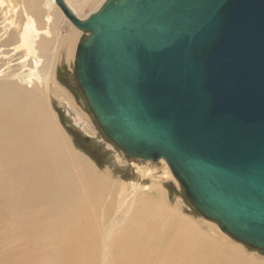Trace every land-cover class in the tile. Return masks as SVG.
<instances>
[{"label":"water","instance_id":"water-1","mask_svg":"<svg viewBox=\"0 0 264 264\" xmlns=\"http://www.w3.org/2000/svg\"><path fill=\"white\" fill-rule=\"evenodd\" d=\"M54 1L87 33L74 75L108 139L264 250V0H105L85 19Z\"/></svg>","mask_w":264,"mask_h":264},{"label":"bare ground","instance_id":"bare-ground-1","mask_svg":"<svg viewBox=\"0 0 264 264\" xmlns=\"http://www.w3.org/2000/svg\"><path fill=\"white\" fill-rule=\"evenodd\" d=\"M81 1L86 0H63L75 15L77 6H83L75 2ZM19 3L20 12L14 14L15 19H8L0 29V62L4 59L1 47L15 36L18 44L11 47L12 50L22 49L25 57H30L31 53L33 56L39 53L42 57L39 48L45 46L36 40L42 34L47 42L52 40L55 44L51 37L52 15L59 11L64 16L54 0H43V3L22 0ZM10 5L15 6L11 2L6 7ZM19 16L22 17L20 24ZM41 20L43 28L39 27ZM69 42L61 38L59 43L66 56L74 47L73 42ZM50 51L54 61L53 48ZM46 59L41 68V59L31 61L33 68L40 69L36 73L38 79H33L39 85L50 76L43 72L51 64L50 57ZM15 77L14 72L0 69V179L14 182L3 199L15 203L19 225L16 229L11 219L3 216L5 211L0 212V233L14 232L16 237L11 251L0 256V264H258L197 229L173 207L170 209L163 190H159V195L150 193L146 199L135 184L129 190L120 185L115 191L111 190L116 198L114 202L107 192L104 191L105 196L96 192L100 186L111 183L110 178L82 157V166L77 173L67 172L61 161L55 159L61 151L53 140H49L48 135L37 139L41 132L34 120L48 112L42 88L23 86ZM66 101L68 109H74L67 95ZM31 143L34 152L41 155L27 160L21 150L32 148ZM5 160L8 163H4ZM158 162L170 171L163 159ZM79 176L88 179L91 186L81 182L82 188L78 191L74 184ZM18 184H25L27 190H20V196L12 199L9 192L18 191ZM147 187L152 188L154 184ZM111 188L114 189L113 184ZM106 196L109 198L101 212L98 206ZM133 205L135 207L129 212ZM138 212L145 213L141 216L145 221L133 222ZM107 220L109 222L105 224Z\"/></svg>","mask_w":264,"mask_h":264},{"label":"rangeland","instance_id":"rangeland-1","mask_svg":"<svg viewBox=\"0 0 264 264\" xmlns=\"http://www.w3.org/2000/svg\"><path fill=\"white\" fill-rule=\"evenodd\" d=\"M20 1L22 0H0V29L8 19H15L14 14L20 12ZM104 1L105 0H91V2H88L86 0L85 2H75L77 5H83L82 8L77 6L76 15L81 19H85L91 12L96 11ZM11 2L16 6H13L15 8H13L12 5L6 7V5L8 3L11 4ZM40 2L43 3V0H40ZM12 8L17 9V11H13ZM54 15L55 16L52 15L54 26H50L52 27L51 37L55 39V44L52 40H48L49 42H47L42 34L36 40L37 43H41L40 45H43V47L45 46L44 49H42V47L39 48L42 57L39 53H36V56H33L31 53L29 55L31 58L28 56L25 57L23 56L22 49H17L16 52L12 50L11 47L14 48L15 45L18 44L16 36V38L13 37V39L6 41L5 46L3 45V47H1L4 51V53L1 52V54L4 55V59L0 62V69H3L5 72H14L17 82L23 86L32 85V87L38 86V88H42L43 96L45 97L44 104L48 112L34 120L41 132H38L37 139L48 135L47 137L49 140H53V143H55L61 151V154L57 155L55 159L61 161V165L67 168V172L76 174L82 166L80 162V158L82 157L85 161L91 163L98 172L106 174L110 178L111 183L100 186L99 190L96 191L97 193L105 196V192H107L108 195L112 197L111 199H113L114 194L111 190L115 191L117 189L116 186L122 185V187L129 190L130 187L135 184L138 187L137 190H141L140 193H144V198L147 199L149 195H151L150 193L159 195V190H163L165 201L170 209L173 207L172 209L175 211L177 210L181 217L193 222L197 229L203 230V232L219 243H226V245L233 247L240 255L249 258L252 262L264 264V250L249 247L232 238L229 234L223 232L215 221L205 218L195 209L166 165L160 164L158 160L149 162L128 157L121 148L116 146L112 140L108 139L88 107L84 94L74 75L76 46L81 39L87 36V33L80 32V30L67 21L59 11H56ZM19 17L20 24L22 22V17ZM39 27H44L42 20ZM4 36L2 38H4ZM61 38L70 41V44L73 42L74 47L70 55L66 56L65 51L59 48ZM47 46H49L50 49H48ZM51 48H53L52 56L54 57V61L51 59ZM43 55L45 57H43ZM48 56L50 57L51 64L48 67L46 66L43 72H47V75L50 73V76L43 85H39L36 81L34 82V80L38 79L36 73L40 69L33 68L31 61L33 59H41V68L45 60L47 61L46 58H49ZM25 59L26 61L24 62ZM28 61H30V63ZM25 63H28V65H25ZM46 83L48 86H45ZM66 95L67 98L72 101L74 109H68ZM49 121H51L53 125ZM83 136L89 137V139L85 141H88L93 149H95V156L92 157V155H90L91 153L82 146L80 137L82 138ZM31 144L32 148L23 147L21 150L24 154V158L27 160L34 159L37 155H41L34 152V144ZM62 161L65 162V164L69 163V165H64ZM4 163H8V160H5ZM147 174H152L153 176ZM81 182L85 183L87 186H91L88 179L83 177L81 179V176H79L76 184H74L78 191L82 188ZM13 183H9V181H0V212L5 211L3 216L9 217L14 223L15 228L19 229L17 220L18 213L15 209V203L12 201L6 202L3 199V196ZM112 184L114 185V189L111 188ZM153 184L154 187H147V185L151 187ZM20 190L26 192L27 186L25 184H18V191H10V197L12 199H17L20 196ZM107 198H109V196H106L105 199H102L99 203L98 207L101 212L104 210L105 200ZM115 201L116 198H114V202ZM114 202L113 206L115 205ZM134 207L135 205H133L129 212H131ZM144 214V212H138L133 222L145 221L146 219L141 217ZM98 216L100 217L99 214ZM103 219L105 220V218ZM108 222L109 220H107L105 224ZM128 230H131V225H128ZM15 239L14 232L8 234L0 233V256L11 251L12 246L15 244Z\"/></svg>","mask_w":264,"mask_h":264},{"label":"flooded vegetation","instance_id":"flooded-vegetation-1","mask_svg":"<svg viewBox=\"0 0 264 264\" xmlns=\"http://www.w3.org/2000/svg\"><path fill=\"white\" fill-rule=\"evenodd\" d=\"M82 138H83V137H82ZM82 138L80 137V141H82V146H83L86 150H88L89 153H91L90 155H92V157L95 156V153H96L95 149H93L92 145L89 144L88 141H85V140L82 139Z\"/></svg>","mask_w":264,"mask_h":264}]
</instances>
